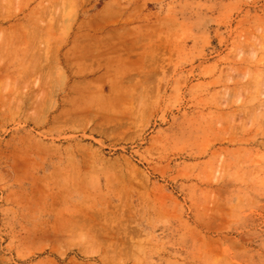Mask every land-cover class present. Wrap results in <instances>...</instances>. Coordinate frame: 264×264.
I'll return each mask as SVG.
<instances>
[{
  "label": "rangeland",
  "instance_id": "rangeland-1",
  "mask_svg": "<svg viewBox=\"0 0 264 264\" xmlns=\"http://www.w3.org/2000/svg\"><path fill=\"white\" fill-rule=\"evenodd\" d=\"M0 264H264V0H0Z\"/></svg>",
  "mask_w": 264,
  "mask_h": 264
}]
</instances>
